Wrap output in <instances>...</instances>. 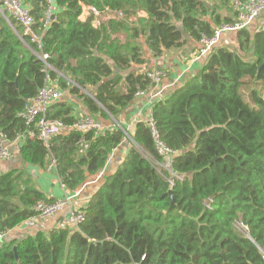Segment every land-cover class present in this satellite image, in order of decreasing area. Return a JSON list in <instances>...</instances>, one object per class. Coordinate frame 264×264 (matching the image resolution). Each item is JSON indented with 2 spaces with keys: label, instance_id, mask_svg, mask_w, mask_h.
I'll return each mask as SVG.
<instances>
[{
  "label": "trees",
  "instance_id": "1",
  "mask_svg": "<svg viewBox=\"0 0 264 264\" xmlns=\"http://www.w3.org/2000/svg\"><path fill=\"white\" fill-rule=\"evenodd\" d=\"M27 4L40 47L0 13V141L22 135L21 164L53 161L71 191L104 169L125 130L70 127L46 143L29 135L19 113L46 74L69 95L48 105L47 119L72 126L76 103L96 119L117 118L137 92L155 90L148 73L163 71L146 66L142 41L156 58L235 19L231 0H55L47 24V1ZM83 6L112 19L94 25ZM235 33L236 47L215 44L195 74L151 101L77 225L7 237L54 197L26 167L0 173V264H264V28ZM149 120L174 152L167 170Z\"/></svg>",
  "mask_w": 264,
  "mask_h": 264
},
{
  "label": "built area",
  "instance_id": "2",
  "mask_svg": "<svg viewBox=\"0 0 264 264\" xmlns=\"http://www.w3.org/2000/svg\"><path fill=\"white\" fill-rule=\"evenodd\" d=\"M48 3L47 10L45 11L44 23L47 24L49 17L52 13L55 0H46ZM27 0H1L0 1V13L5 17L8 24L15 22L21 26L22 37L29 36L32 42H36L40 47L41 34L35 31L34 20L31 16L30 9L28 7ZM231 6L235 12V19L232 22L224 23L218 26L213 35L210 37L202 36L200 39V48L195 59L205 56L212 47L219 43L221 36L228 32H236L240 29L248 27L262 12H264V0H231ZM94 16V25H97L100 20L112 19L111 15H101L99 10L94 6H83L81 18L85 16ZM36 56L44 63V70H48L50 65L47 63V54L41 53ZM164 76V71L158 68H153L148 77L157 85ZM55 80H51L48 74H46L44 84L39 88L37 94L28 99L25 103L23 110L19 113V117L28 126V134L34 136L43 142H47L51 137L59 132L74 127L81 132L93 130L94 132H101L104 130V125L99 119H96L89 114L78 113L75 122L72 126L64 125L60 120L47 119L45 113L50 103L64 99L67 92L57 87ZM149 94L150 102L154 98H160L162 92L160 90H151L146 92H137L136 95ZM150 117L151 105L148 109ZM152 135L155 140V147L163 157V160L159 163L161 168L167 170L170 168V162L174 156V152L167 148L158 138L156 131L153 129L151 120H149ZM23 136H17L12 141H0V160L12 159L15 154L18 153L21 140ZM86 144L83 143L81 147L85 148ZM72 195H64L63 197L56 198L51 202L39 201L35 204L34 209L37 214L36 217L45 218L58 215L68 210V218L58 222V225H77L84 219L82 212L77 207H72ZM242 227V226H241ZM3 239V235L0 234V241Z\"/></svg>",
  "mask_w": 264,
  "mask_h": 264
},
{
  "label": "crops",
  "instance_id": "3",
  "mask_svg": "<svg viewBox=\"0 0 264 264\" xmlns=\"http://www.w3.org/2000/svg\"><path fill=\"white\" fill-rule=\"evenodd\" d=\"M27 4V3H26ZM53 11L56 10V4L53 5ZM252 33L255 30L264 28V12H262L248 27ZM235 32H228L221 36L219 44L236 47ZM142 46L145 51V58L147 59V67L157 66L161 67L164 72V76L161 81L155 86V90L165 93L170 89L180 85L182 81L189 75H193L201 67L204 57L195 59L200 48V42L188 40L183 46L177 48H171L163 53L160 57H153L142 41ZM141 66H135L140 68ZM65 98H69L66 95ZM149 94L135 95L134 101L123 112H121L117 118L109 117L108 119L98 118L102 124L106 127L117 126L121 127L128 134V141L126 137L121 144L113 150L110 154L107 164L102 171L92 177H89L78 190L71 191L62 185L55 173V167L53 161L49 163L45 168L24 164L22 165L19 159L14 156L12 159L0 160V173L6 172L12 168L26 167L33 176V181L36 187L42 190L47 197L60 198L64 195H72V207L78 209L83 206L91 194L98 188V186L104 181V177L113 173L116 170L118 164H120L128 147L131 145L134 125L137 121L148 119L150 108ZM72 101V100H71ZM74 102V101H72ZM74 114L85 113L86 110L80 104L74 105ZM87 113V112H86ZM68 218V210L51 216V217H33L13 229L9 230L6 234L10 238H20L24 235H33L37 231L41 230L48 232L51 228L58 225V222Z\"/></svg>",
  "mask_w": 264,
  "mask_h": 264
},
{
  "label": "rangeland",
  "instance_id": "4",
  "mask_svg": "<svg viewBox=\"0 0 264 264\" xmlns=\"http://www.w3.org/2000/svg\"><path fill=\"white\" fill-rule=\"evenodd\" d=\"M54 5H55V4H54ZM127 135H128V134L125 132V137H126V139H127V141H128L129 139H128ZM237 227H238V229H240V230L242 229V227H241L240 225H238V224H237Z\"/></svg>",
  "mask_w": 264,
  "mask_h": 264
},
{
  "label": "water",
  "instance_id": "5",
  "mask_svg": "<svg viewBox=\"0 0 264 264\" xmlns=\"http://www.w3.org/2000/svg\"><path fill=\"white\" fill-rule=\"evenodd\" d=\"M52 16H53V15H52ZM52 16H51V17H52ZM172 205H173V200H171V206H172ZM13 249L15 250V247H14Z\"/></svg>",
  "mask_w": 264,
  "mask_h": 264
}]
</instances>
